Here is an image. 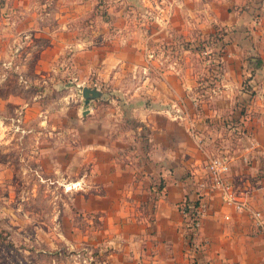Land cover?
Listing matches in <instances>:
<instances>
[{"label":"crops","instance_id":"obj_1","mask_svg":"<svg viewBox=\"0 0 264 264\" xmlns=\"http://www.w3.org/2000/svg\"><path fill=\"white\" fill-rule=\"evenodd\" d=\"M81 2L75 10L58 7L60 32L51 45H58L59 52L72 43L79 46L61 31L69 27L64 18L69 12L86 11ZM178 3L164 27L149 22L157 15L154 8H109L108 13L121 23L117 29L124 31L123 36L110 35L107 24L97 21L92 33L99 35V43L83 52L91 58L86 68L95 71V82L121 99L117 105L112 100L114 107L108 109L92 105L101 112V118L94 120L98 132L92 147V171L97 176L95 186L104 192L91 202L93 205L98 199L92 210L105 214L98 217L102 227L93 233L101 264H262L264 240L252 229L246 212L236 211L224 204L219 194H212L199 231L189 239L180 208L185 203L195 204L199 198L210 157L205 147L212 141L210 120L224 130L214 135L225 146L224 152L232 156L229 179L238 198L253 210H264V155L251 146L264 145V13L258 10L263 7L264 11V5L253 0ZM213 12V22L226 31L232 28L236 37L226 45L221 87L212 90L219 99L213 105H202L189 84L182 85L186 98L178 95V77L184 75L179 68L159 72V57H165L168 46L180 51L181 42L172 38L173 34L193 42L192 31H209ZM137 13L142 22L134 32L129 24ZM138 31L143 32L141 36ZM247 56L259 60L247 67ZM137 73L140 84L132 88L127 79ZM159 75L171 80L161 86L162 93L172 96L171 104L165 107L159 105ZM87 79L78 78L81 82ZM245 81L251 93L244 90ZM143 95L149 97L144 99ZM120 126L121 130H115ZM141 139L145 140L144 153L129 147L135 141L139 145ZM101 245L108 247L106 253Z\"/></svg>","mask_w":264,"mask_h":264},{"label":"rangeland","instance_id":"obj_2","mask_svg":"<svg viewBox=\"0 0 264 264\" xmlns=\"http://www.w3.org/2000/svg\"><path fill=\"white\" fill-rule=\"evenodd\" d=\"M80 1L86 11L69 12L64 17L69 27L61 31L79 46L72 43L59 52L58 45H51L60 32L58 7L75 10ZM253 1L264 5V0ZM150 4L159 6V0ZM124 6L143 8L141 0H0V264L102 262L93 233L102 227L98 217L105 214L92 210L98 199L91 204L95 196L104 192L95 186L97 176L92 171V147L98 132L94 120L101 118V112L92 105L102 104L108 109L121 99L95 82V71L86 68L91 58L83 52L99 43V35L92 33L97 21L107 24L110 35L123 36L124 31L117 29L121 23L108 10L117 11ZM236 7L245 10L244 6ZM261 8L258 10L264 13ZM136 15L128 22L134 32L142 22V16ZM214 17L213 12L209 31L191 32L193 42L173 34L172 38L181 42L180 51L168 46L165 57H159V72L179 68L183 73L178 77V95L186 98L182 85L189 84L193 86L191 94L202 105L218 101V94L212 90L221 87L223 58L227 55L224 43L236 37L235 30L226 31L213 22ZM142 33L138 31L139 36ZM251 57L258 60L257 56L246 59ZM245 64L255 65L250 60ZM83 76L88 79L79 81ZM127 80L133 88L141 78L137 73ZM166 81L171 80L159 75V105L163 107L172 100L169 92L161 90ZM243 84L244 90L251 93L247 81ZM83 87L95 88L104 97L86 105L81 96ZM142 97L147 99L149 95ZM87 110L89 113L84 114ZM209 121L212 141L205 145L209 155L226 154L220 138L214 135L224 130ZM121 129L122 126L115 130ZM141 140L139 145L136 141L129 143V147L144 153L145 140ZM158 186L159 183L155 185ZM100 248L108 251L105 245Z\"/></svg>","mask_w":264,"mask_h":264},{"label":"built area","instance_id":"obj_3","mask_svg":"<svg viewBox=\"0 0 264 264\" xmlns=\"http://www.w3.org/2000/svg\"><path fill=\"white\" fill-rule=\"evenodd\" d=\"M144 9L154 8L157 15L154 22L158 27L167 26L175 13V9L180 6L178 0H159V6L150 4L153 0H141ZM264 155V145L252 144ZM232 156L227 154H215L208 158L204 167L205 178L200 184L199 198L196 204H183L180 208L185 223L191 226L193 234H197L201 227V222L205 217L207 210V198L212 194H219L222 202L233 207L236 211L246 212L250 218L251 227L264 240V210H253L246 202L238 198L229 179L230 164ZM196 249H200L199 245H195ZM262 264H264V254Z\"/></svg>","mask_w":264,"mask_h":264},{"label":"water","instance_id":"obj_4","mask_svg":"<svg viewBox=\"0 0 264 264\" xmlns=\"http://www.w3.org/2000/svg\"><path fill=\"white\" fill-rule=\"evenodd\" d=\"M252 63H255L256 60L253 59L251 60ZM81 96L82 99L84 100V103L87 105L89 102L91 101H95V100H100L103 98L102 93L97 90V89H91V88H87V87H83L81 90Z\"/></svg>","mask_w":264,"mask_h":264},{"label":"trees","instance_id":"obj_5","mask_svg":"<svg viewBox=\"0 0 264 264\" xmlns=\"http://www.w3.org/2000/svg\"><path fill=\"white\" fill-rule=\"evenodd\" d=\"M224 45H225V47H226V45H228V43L225 41V43H224ZM249 60H251V59H249ZM249 60L247 59V62H249ZM259 60V59H258ZM258 62H260V61H258ZM159 189H157V191H158ZM196 204V203H195ZM194 204V205H195ZM189 223V220L186 222V230H187V232L189 233V235H188V237H189V239H192L193 238V236H194V234H193V232L191 231V226H189V225H187Z\"/></svg>","mask_w":264,"mask_h":264}]
</instances>
